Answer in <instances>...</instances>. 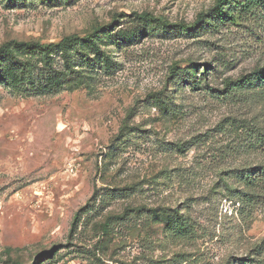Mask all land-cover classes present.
<instances>
[{"label": "rangeland", "instance_id": "374dc122", "mask_svg": "<svg viewBox=\"0 0 264 264\" xmlns=\"http://www.w3.org/2000/svg\"><path fill=\"white\" fill-rule=\"evenodd\" d=\"M215 2L0 0V264H264V0Z\"/></svg>", "mask_w": 264, "mask_h": 264}, {"label": "trees", "instance_id": "16d2710c", "mask_svg": "<svg viewBox=\"0 0 264 264\" xmlns=\"http://www.w3.org/2000/svg\"><path fill=\"white\" fill-rule=\"evenodd\" d=\"M223 2H224V0H216L214 9L219 14L220 17L230 19V17L225 12H223L221 10V8L223 6ZM148 16L149 15H147V14H142L139 17L142 19V18H147ZM200 18L201 17L198 18V22L200 21ZM161 24H162L163 27H167L168 26V24L166 22H163V21H161ZM94 34H97V33L94 32ZM255 77H256V74L255 73H251L248 76H244L239 82L227 83L226 89L228 90V89H232L233 87H244L246 85H249L251 80H253ZM241 173H242L240 175L241 178L244 179V180H247L248 182L251 183V178L249 176L250 172L249 171H242ZM254 178H256V177H254Z\"/></svg>", "mask_w": 264, "mask_h": 264}]
</instances>
